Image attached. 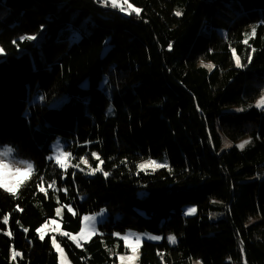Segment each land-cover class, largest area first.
<instances>
[{
  "label": "trees",
  "instance_id": "trees-1",
  "mask_svg": "<svg viewBox=\"0 0 264 264\" xmlns=\"http://www.w3.org/2000/svg\"><path fill=\"white\" fill-rule=\"evenodd\" d=\"M128 2L139 16L0 0V145L34 165L15 195L0 188V264H58L53 238L36 234L57 208L68 233L108 212L81 247L55 237L72 264H116L127 230L163 236L142 243L139 264H264V0ZM56 138L92 168L97 153L102 171L61 170L48 160ZM149 159L167 167L138 170Z\"/></svg>",
  "mask_w": 264,
  "mask_h": 264
},
{
  "label": "snow or ice",
  "instance_id": "snow-or-ice-1",
  "mask_svg": "<svg viewBox=\"0 0 264 264\" xmlns=\"http://www.w3.org/2000/svg\"><path fill=\"white\" fill-rule=\"evenodd\" d=\"M111 6L113 8H119V10L123 13L131 15L132 13H135L137 16L140 15L141 9L138 7H134L131 3L128 2V0H122L121 3H118L117 0H110ZM176 16L182 15V13L177 10L175 12ZM253 34H255V28L252 30ZM21 39H28L32 40L35 39L33 36H27V37H21ZM245 43H247V40H245ZM172 45H169V48H171ZM2 51V50H0ZM251 61V57H249V62ZM201 64L203 67L207 68L209 71L213 69V65L211 63L204 64L203 61H201ZM235 64L236 67H242L243 65L240 62V59L238 57L235 58ZM257 107H264V94H262L260 100L257 101ZM249 143V141H244L241 144L238 145L240 148H244L245 145ZM228 147L229 145H225ZM13 150L12 149H7L5 152L0 153V155L5 156V157H10L12 154ZM92 157H94L96 160L99 161V163L96 165L95 168L89 167V174H95L97 172H101L102 168L101 165L104 163L103 160L100 159L99 155L97 153H92ZM71 157V154L66 152V151H60L58 155L55 156V163L60 166V168L64 169L68 167L67 161H69ZM25 165V167L21 168L18 166H15L11 162H5V160L0 159V188H3L5 191L12 193L13 195L16 194V190L19 189L26 180H28L33 174H34V165L31 162H20ZM80 163L87 165L88 160L85 159L84 157L80 158ZM78 167V165H77ZM167 167L166 163H159L155 160L149 159L148 161L144 163H140L137 165V168L139 170H147L149 168L155 170L159 168H164ZM106 177L108 176L107 172L103 173ZM14 176L16 177L15 183L10 185L8 183L9 177ZM41 182H43V177H41ZM39 187V191L44 192L45 189L43 187ZM56 187V181L53 180L51 183L48 184V188H55ZM69 212L72 211L71 208L68 209ZM57 213L60 212V209H56ZM196 208L195 207H190L187 209L185 212V215H193L196 213ZM4 221H8V216L6 215L4 217ZM96 217L93 215H86L83 217V222H84V227H82L79 231V239H86L87 237L95 234L96 232ZM46 226V225H45ZM43 228L37 229V231L41 234V239L44 238L43 235ZM57 230H59V225H57ZM27 231V229H25ZM63 236H68L70 239L73 241H77V236H73L68 232H63L61 233ZM119 236V234H114ZM120 239L124 241L126 249H129L131 251V255H120L119 256V261L120 264H136V261L139 258V249L141 245V235L139 234H125L123 236H119ZM147 239L149 240H160L161 237L159 236H153V235H148ZM168 241L170 243H176V237L175 236H168ZM53 246L57 248L58 251H60L59 245L56 243L55 238H53ZM77 246H79V243H77ZM20 253L18 252H13V257L19 256Z\"/></svg>",
  "mask_w": 264,
  "mask_h": 264
},
{
  "label": "rangeland",
  "instance_id": "rangeland-1",
  "mask_svg": "<svg viewBox=\"0 0 264 264\" xmlns=\"http://www.w3.org/2000/svg\"><path fill=\"white\" fill-rule=\"evenodd\" d=\"M95 1H98V3L102 6V7H104V8H113L112 6H111V3H110V0H95ZM117 2L118 3H121L122 2V0H117ZM113 9H117L118 11H120L119 10V8H113ZM121 12V11H120ZM122 14H126V13H123V12H121ZM127 15H129V14H127ZM251 30H253V29H251ZM252 32V31H251ZM62 33H63V30H61L59 33H58V38L59 37H61V35H62ZM79 39V36H78V34L76 33V32H72V35H71V37L69 38V40H68V42L69 43H72V42H74V41H77ZM2 54V52L0 51V55ZM107 78L106 77H104L103 78V81L100 83V86L101 87H104V85H105V83L107 82V80H106ZM262 94H264V92L262 93ZM262 96V95H261ZM66 96L64 95V96H62V97H60V98H58L57 100H55L54 102H52L51 103V107H59V106H61L65 101H66ZM260 100V99H259ZM254 105L256 106L257 105V102L256 103H254ZM257 107V106H256ZM257 108H263V107H257ZM247 141V140H246ZM7 149H12L13 150V152H12V154H11V156L10 157H5V156H2V155H0V159H3V160H5V162H11L12 164H14L15 166H18V167H21V168H23V167H25V165L24 164H22V163H20V162H31L32 164H33V162L32 161H30L28 158H24V157H19V156H17V154H16V151H15V149H13L12 147H10V146H7V145H3V146H1L0 145V153H3V152H5ZM60 151H66V152H68L69 153V151L68 150H66V145H65V142L62 140V139H60V138H56V140L55 141H53L52 143H51V153H50V155L48 156V160H52V161H54L55 162V156L56 155H58V153L60 152ZM71 154V153H70ZM164 158H166V157H164ZM165 160H167V159H164V160H162V161H157V162H159V163H165ZM146 161H148V160H145V161H142L141 163H144V162H146ZM156 161V160H155ZM67 163H68V167L67 168H64V169H62L61 168V170H63V171H67V170H73V171H78V172H83V173H87L88 175L87 176H93V174H89V167H91L92 168V166L89 164V162H88V164L87 165H85V164H82V163H80V161L78 160V161H75L73 158H72V156L70 157V159H69V161H67ZM77 165H78V167H77ZM57 166H59V165H57ZM60 167V166H59ZM160 169V168H159ZM139 170V169H138ZM156 170H158V169H155V170H153V169H151V168H149V169H147V170H140V171H156ZM15 180H16V177H14V176H11V177H9V179H8V183L10 184V185H12V184H14L15 183ZM29 182V181H28ZM40 187H42V186H40ZM44 188V187H43ZM3 189V188H2ZM45 190L47 189V191H49V190H51V189H53V188H44ZM46 191V192H47ZM38 192H41V191H39V187H38ZM43 193V192H42ZM188 208H190V207H187V209ZM187 209H185V211H187ZM86 215H93V216H95L96 217V221H95V223H96V232H95V234H93V235H91V236H89V237H87L86 239H79V231L78 232H75V233H70L71 235H73V236H77V241H73L72 239H70L68 236V238H69V240L70 241H72L76 246H77V243H79V246H77V247H81V246H83L85 243H87V242H89L95 235H97L98 234V225L99 224H102V223H104V222H106V220H107V218H108V212H107V210L105 209V208H102V209H100L99 211H97V212H94V213H90V214H85V215H83L82 217H81V228L82 227H84V222H83V217L84 216H86ZM60 217H61V215H60V212L59 213H57L56 214V217L55 218H53V219H51V220H49V221H47L46 223H44L42 226H44V228H43V235H44V238L47 236V235H50L51 236V238H55L56 236H63V235H61V233H63V232H65V231H63V229H62V227H61V223H60ZM211 217H212V219L213 220H216L217 218V215L216 214H214V213H212V215H211ZM219 219V218H218ZM46 225V226H45ZM57 225H59V230H57ZM42 226H40L39 228H41ZM38 228V229H39ZM80 228V229H81ZM129 233H132V234H139V235H141V245H142V243L144 242V241H149V242H161L162 240H163V236L162 235H156V234H152V233H148V232H138V231H134V230H127L125 233H119V236H123V235H125V234H129ZM36 234H38V236H39V238H41V234L36 230ZM148 235H153V236H159V237H161V239L160 240H149V239H147V236ZM116 237H118L119 238V236H117V235H115ZM168 238V237H167ZM124 242V241H123ZM56 243L59 245V248H60V251H58L57 250V248L56 247H54V250H55V253H56V255L58 256V264H72L71 263V261L68 259V257L65 255V253H64V251H63V249H62V247L60 246V244L56 241ZM125 245V244H124ZM141 245H140V248H141ZM120 255H131V251L129 250V249H127L126 250V253H123V254H120ZM120 255H118V261L116 262V264H120V261H119V256ZM139 256H140V249H139ZM136 264H139V258H138V260L136 261Z\"/></svg>",
  "mask_w": 264,
  "mask_h": 264
},
{
  "label": "bare ground",
  "instance_id": "bare-ground-1",
  "mask_svg": "<svg viewBox=\"0 0 264 264\" xmlns=\"http://www.w3.org/2000/svg\"><path fill=\"white\" fill-rule=\"evenodd\" d=\"M73 243V242H72ZM74 244V243H73Z\"/></svg>",
  "mask_w": 264,
  "mask_h": 264
}]
</instances>
